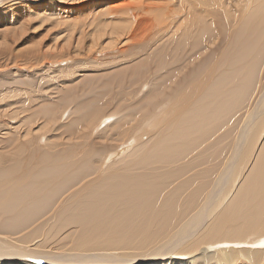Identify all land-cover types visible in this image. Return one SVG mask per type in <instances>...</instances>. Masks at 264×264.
<instances>
[{
    "label": "bare ground",
    "instance_id": "6f19581e",
    "mask_svg": "<svg viewBox=\"0 0 264 264\" xmlns=\"http://www.w3.org/2000/svg\"><path fill=\"white\" fill-rule=\"evenodd\" d=\"M26 1L33 3L37 0ZM62 2L59 1V4ZM73 2L78 3L73 8L80 9V6L89 8L88 16L85 14L86 18L82 11L81 15L84 19L83 16L80 18L79 14L75 16V13L72 16L73 20L74 16L77 17L76 20H70L71 9L64 7L54 9L56 12L52 9L54 12L50 13V17L53 15L55 19V25H58L59 33H66L65 39H68L69 47L72 48L71 57L58 61L57 57L60 55L56 52L58 46L55 43L56 46L45 47V51L40 52L36 57L41 61L39 68L47 73L50 71L62 74L64 63L94 61L98 55L107 56L106 59L113 62L110 66L111 71H104L98 76L104 79L103 85L98 87L93 97L75 108L78 113L75 117L77 119L74 118L77 125L74 126L77 129L78 125L81 127L79 128L81 135L87 128L88 130L92 128V134L95 130H104V128L107 132L120 129L119 127L122 126L120 122L130 120L129 118L132 117L130 114L139 110L137 107H142L143 109L139 111L145 112L144 107L150 106L156 100L161 102L159 106L162 107L159 109L160 112L157 111L151 125V128L155 126L153 129L156 132L152 129L155 139L147 143L145 152L140 153V161L137 164L140 165L139 169L144 170L142 173L140 170L132 175L128 170H122L123 172L120 173L121 170L118 172L120 168L115 169L111 166L112 168L107 169L106 174L102 176L99 171L101 167L92 168L95 160L94 157L92 158L91 149L87 152H78L74 149L73 152L72 150L68 152L63 149L65 151L63 153L59 149L58 153L57 151L55 153L42 151V153V149L39 150L35 145L31 147L34 152L30 151L32 153L29 163L25 161L28 159L26 155L24 159L22 158L25 163L20 162L19 157L11 168L0 170V213H15L18 219H42L39 225L24 236V240L6 235L8 232L11 233L12 223L5 221L4 227L0 229L3 231H0V264H45L44 261V263L30 262L31 259L24 255L34 254L31 256L34 261L35 258L47 256L44 252L41 254L42 247L40 250L36 247L38 249L36 251L29 249L31 242L37 239H42L40 246L44 249L46 245H51L56 254H61L62 251L68 252L66 258L70 257V259L62 264H116L117 259H115L117 262H113L112 259L116 254L124 255H119V258H123L121 260L132 257L131 261L145 254L158 258L160 253L162 254L161 249L165 247L164 244H155L156 240L148 245L153 228L164 232L163 234L169 238L168 241H173L171 251L176 250L175 256L183 255V261H177H182V264H264L262 249L264 247V141L262 145L260 144L262 136L258 137L259 134H255L249 139L247 153L252 158L248 161H254L256 155L254 167L251 175L243 181L241 187L239 186L234 200L225 206V202L218 203L221 181L215 182L213 179L215 177H211L221 164L220 154L228 150L223 145L236 128L235 116L232 113L260 86L258 84L261 74L260 64L264 57V0H73ZM39 5L41 7V3ZM48 6L45 7L50 10L51 6ZM12 8H10L11 13L5 14L4 20L7 17L12 19L15 14ZM84 11L88 13L86 9ZM4 13L5 11L0 15ZM39 15L36 16L41 17ZM10 19L8 20L11 21ZM25 19L28 21V14ZM50 19L46 22H52ZM19 20L21 19L17 21ZM43 20L45 19L42 18V22ZM15 21L11 22L15 23ZM24 21L26 20L23 19L22 22ZM51 24H48L50 30L53 28ZM21 26H19L21 29L27 27ZM41 27L43 30L45 25ZM11 30L10 36V32L7 33L8 29L7 32L5 29L6 33H2L4 42L12 40L17 46L20 38L16 37L17 33L14 29ZM29 30L27 32L31 31ZM7 43L4 45L6 46ZM62 46L65 44L63 43ZM0 50V57H3V62H0L1 74L7 75L4 70L23 71L21 68L23 64L19 66L15 61L11 63L13 50L7 48ZM5 50L8 53L6 57L2 55ZM40 50L43 51L42 47ZM23 60L25 59L21 61ZM31 65L29 68L32 67ZM24 69L27 70L26 67ZM150 71L152 75L149 77L147 74ZM262 74L264 76L263 71ZM148 78L151 79L150 82H147ZM32 80L30 82L33 84ZM141 81H144V84H140ZM139 84L141 86L138 87ZM55 85L58 87L60 83L55 81ZM65 95L68 96L69 91L65 92ZM165 96L168 100L164 102ZM130 98L134 99L132 103H129ZM114 101L120 104L115 106ZM111 104L115 106L114 108L121 109L123 115L120 121H115L120 119L116 117L119 112H115L118 114L102 117L95 128L86 122L96 113L92 109L103 105L109 107ZM156 104L158 106V103ZM262 105L264 107V103ZM5 112L4 109L0 112V116ZM147 112L146 114H149ZM165 114L167 116L163 118ZM47 115L48 119L55 120L56 115L52 111ZM139 115L136 119L140 117V120H143L142 117L146 116L141 113ZM3 116L1 119L6 120L7 115ZM127 116L128 118H125ZM12 119L17 123V118ZM260 119L264 121V118ZM7 120V123H2L7 125L3 130L8 144L11 145V142L19 140L17 147L27 149L26 146L34 141L35 144L39 140H41L39 143L43 142V138L39 139L38 136L36 138L39 140H36L35 132L33 135L35 140L31 137L34 131L30 130L32 128L25 129V134L23 131L24 135H21L19 130L22 128L13 127L19 135L15 134L11 126L14 121ZM111 120L116 123H108ZM257 121L262 122L259 119ZM26 123V126L31 127L32 120L29 125ZM227 125L229 128L224 129L225 134L221 133ZM263 125V122L261 127L260 124L254 125L255 130L257 127L263 129ZM131 126L133 127L132 124ZM258 129L254 131L261 133L262 131ZM149 131L152 132L151 129ZM149 131L147 130L146 134ZM28 136L27 143L23 142L22 139ZM110 136L112 138V135ZM149 136L148 134L147 137ZM258 143L260 151L253 153ZM27 151L28 149L26 153ZM236 152L235 156L238 155ZM65 153L69 156L72 154L71 157H77L78 160L74 161L66 156L70 158L68 160ZM55 154H59L58 157L52 156ZM55 157L57 160L60 157L58 161L63 158L66 164L50 167ZM82 157L85 158V162L83 161L85 164L78 162L82 161ZM107 157L109 158V154ZM72 166H75L73 167L75 170ZM83 166L89 168L88 172L82 171L84 175L81 173L82 176L77 178L69 177L71 172L81 171L80 167ZM224 180L225 178H222V181ZM204 224L205 228L196 237L189 239L195 236ZM67 230L70 231L69 235L59 237V234ZM175 230L179 235H174ZM76 233L77 237H73ZM182 234L183 237L180 238ZM182 240H187L184 246H181ZM25 242L29 243L27 246L29 248L24 247ZM245 243L252 244V248L257 250H252L251 246L249 248L248 245H244ZM54 251L49 250L51 255L52 253L55 255ZM93 253L97 254L88 256ZM80 255H86L87 258L82 259ZM6 257L11 259L4 260ZM24 258H27V261L22 260ZM184 258L190 259L189 262ZM131 263L137 264L133 261ZM52 264L59 262L53 260Z\"/></svg>",
    "mask_w": 264,
    "mask_h": 264
},
{
    "label": "rangeland",
    "instance_id": "374dc122",
    "mask_svg": "<svg viewBox=\"0 0 264 264\" xmlns=\"http://www.w3.org/2000/svg\"><path fill=\"white\" fill-rule=\"evenodd\" d=\"M47 1L48 0H46V1L45 0H37L36 2H38V3H36L35 1H33V3H30L31 1L28 2L26 0L25 1L24 0H22V1L21 0H16V1L15 0H7V1L6 0H1L0 1V5H1L0 6V14L5 11V13L3 14L4 16L0 15V17L3 16V17L0 18V25H2V26H0V49L1 48L2 49L3 48L4 49L7 48L8 50L9 49L11 51L13 50L12 51L14 53V55H12L13 59L10 56L11 63H14V61H15V64L19 65V66L23 64L21 66V68H23L22 72H16V71L11 72V71H8V70H4L5 71L4 73L7 74V75H4L3 73H2L3 74L2 75L0 73V112H3V110L5 109L6 112L3 115H7L6 116L7 117L6 120H4L5 117L3 115L2 116H3L4 119H1L2 116H0V124H2V125H0V129L2 128L1 131H0V134H1L0 135V170L5 169V168H9V167L11 168L13 166L15 160L17 158L19 159V157L21 158L20 162L25 163V161H26V163L27 162L29 163V157L31 156L30 154L32 152H34V151H32L31 147L32 146L34 147V145H35V146L38 147L39 150H40V148L42 149L41 152L43 151V152H47V153H49V152H54L55 153V151H57L59 149L61 151H63V153L65 151L70 152L71 150L73 152V149H74V151L76 150L78 152L79 151L87 152L89 149H91V151L93 150L92 151L93 154L91 152H90V154H92V158L94 157L93 159L95 160V162H94L95 164H94V166H92V168L95 167V166H97L98 168L101 167L99 169V171H100V174H102V176H104L106 174L107 169H111L112 168L111 166H114L115 169L120 168L118 170V172L121 170L120 173L123 172L122 170H128L130 175H132L133 173H135V174L138 173L137 170H140L141 173H142L144 170L139 169L140 165L137 164V163L140 161V153H143V152L146 151L147 143H150L149 141L152 142V140L155 139V135H154L155 129H153V127H155V126H152V128H151V125H153V118L155 117L156 113H158L157 111L160 112L159 109L162 106H159V105H160L161 102H157L155 100L156 102L153 101L154 103H151L152 105L151 104H150V106L146 105L144 107L145 108V112H144V110L143 111H139L140 109H143L142 107L141 108L137 107V109H139V110L137 112L133 111L130 114L132 116V117L129 118L130 120H127V122H120V124H122L123 128H122V126H120L119 127L120 129H114L113 131H108V132L104 128L106 133H105V131L103 129H101L102 131L101 130H99V131L95 130L94 134H92V132H93L92 128L89 129V130L87 128V130H85V132L87 134L85 132H82L83 130H81V132L84 133V134L81 135L80 131H79V128H81V127L79 125H78V129L75 127L77 125V123L75 121L77 118H75V117H77V113H78V111H76L75 108H77V106L79 104H81L82 102H84V101L88 100L89 98L93 97V95L97 92L98 87H101L103 85L104 79L102 77H98V76H101V74L104 71H111L110 66H111V64H113V62L111 60H109V59H106L107 56L105 57L104 55H102V56L98 55V56H96V60H94V61L87 60V61H81V62H78V63L74 62V64L73 63H64L63 65H65V67L63 68V73L62 74L57 73L59 75V77H58V75L56 73H53V72H50V71L47 73L46 71H44V69L39 68L41 66V61H39L36 57L40 54V52L43 53L46 48L51 47V46L54 47L55 43L58 46V49L56 50V52L60 55L59 57H57L58 61H62V60H65V59L71 57L72 48L69 47L70 42L69 43L67 42L68 39L67 40L65 39L67 36H65L64 34H66V33H63V34L59 33L58 25H55V22H54L55 19H53L54 17H52L53 16L52 15L51 16L52 18H51L50 15L56 9H61L63 7L65 9H68V10H69V8L71 9L69 12L70 13L72 12L71 13V17L72 18L70 20H73L72 14L74 15L75 13H76L75 16L79 14V17L80 16L82 17L83 15H81V13L83 11V14H84L85 18L88 16L87 14H89V12H88L89 8H87V7L85 8V6H80V9L79 8H73V7H75V5L78 4V3L75 4L76 2H73V0H71V1L70 0H49L48 2ZM51 1H53V2H51ZM59 1L60 2L65 1V2H62V3L59 4ZM39 3H41V7H40ZM48 3H50V4H48ZM36 4H38V5H36ZM42 4H44L45 6H47V5L51 6V7L48 6L51 9L48 10V8L43 6ZM8 6H11V7H8ZM54 6H57V7H54ZM10 8H12L13 12L15 11L14 12L15 14L13 15L14 18L12 17V19H10L11 17H9V18L7 17V19H6L7 21H6V20H4L6 18L5 14L6 13L9 14ZM16 9H18V10H16ZM52 9L53 10L55 9V10L52 11ZM74 9L75 10L77 9L76 12L73 11ZM83 9L84 10L86 9V12H88V13H85V11ZM25 12L28 14V21H27V19H25L27 17V14ZM33 12H35L36 15L40 14L39 16H41V17L36 16ZM78 12H80V13H78ZM45 13H47V14L45 15ZM20 14L23 15V16H21ZM20 16L22 18H20ZM75 16H74V20H76V18H77V17L75 18ZM84 16L82 17V19H84ZM48 17L51 18V19L50 18L49 19L52 20V22H46V20L49 21V19H47ZM42 18L45 19V20H43V22H42ZM8 19H10L11 21L12 20L13 21H15V20L17 21L18 19H21V20L17 21L18 24H16L17 23L16 21L14 23V22L9 21ZM23 19L26 20V21L22 22ZM3 21H5V22H3ZM29 21H30V24H29ZM26 22H28V23H26ZM51 23H53V24H51ZM3 24H4V27H3ZM5 24H7L8 28L6 27ZM41 24L45 25V27L47 29L45 27H43V30H42L41 26H43V25H41ZM48 24L49 25L51 24V26H53V28L52 27L51 28H52V30L54 32H52V30L49 29L50 26ZM21 25H23V26H21ZM25 25L28 28H30L31 31ZM54 25H55V27H57L56 29H54L55 28ZM19 26H21L23 28L26 27V29H21V28H19ZM10 27H12V28H10ZM39 27H40V29H39ZM5 29H6V32H7V29H8L7 33L10 32L9 36L12 35L11 34V31H12L11 29H14V31H16V33H17L16 37L20 38V41H19L20 43L18 42L19 44H17V46H16V44L14 42H12V40L11 41L8 40L7 41L8 43L4 42V37H3L2 33L3 32L6 33ZM20 29L22 30V32H25V31L26 32L23 34L20 31ZM17 30L19 32H17ZM27 30H29L30 32H27ZM51 33H53V34H51ZM18 35H19V37H18ZM21 36H23V37H21ZM56 36H57V38H56ZM11 38H13V37H11ZM45 39H47V40H45ZM64 41H66L68 47H67V45H66V43ZM88 41L89 40H87V42ZM42 42H43V44H42ZM6 43H7V45L5 46L4 44H6ZM63 43L65 44L66 47L62 46ZM8 45H11V46H8ZM40 47H42L43 51L40 50ZM36 50H38V51H36ZM4 52L6 54H4ZM4 52H2V55L4 57H6L8 55V53L6 52V50ZM37 52H38V54H37ZM0 53H1V50H0ZM26 55L29 56V57H26ZM30 55H31V58H30ZM2 58L3 57H0V59L2 60V61L0 60V62H3ZM28 58H30V60ZM32 58H34L33 61H32ZM17 59H19V61ZM22 59H25V60L21 61ZM34 61L36 63L35 65H34ZM17 62H19V63H17ZM38 64H39V66H38ZM66 64L68 65L67 67H66ZM30 65L32 66L31 68H29ZM33 65L35 67L38 66V68L37 67L34 68ZM0 66H2L1 63H0ZM260 66H261L260 67L261 74H260L259 79H258L259 80L258 84L260 86L257 85V87L258 86L259 87L257 88V90L255 89V93L252 92L254 95H252V93H250V95H249L250 98H249V96H247L246 97L247 99L245 100V103L241 107L237 108V110L234 111L235 114H234V112L232 113L235 116V120H236L235 127L236 128H235L234 132L232 133L233 135H231L227 139L225 144L223 145L224 147H227L228 150L224 154H220L219 161L221 162V164H220L218 170L215 171V174L211 175L212 178H213V176L215 177V178H213V179H215V182H220L221 181V186L219 187V201H218V203L222 204V203L225 202L224 206L227 205L228 203H230L232 200H234L235 195L238 194V188L241 187L240 185L243 183L244 180H247V178L251 175V173L253 171V167H254L253 163L255 161L256 155H254V161H250V160L248 161L249 158H252V156H250V155L248 156V153H247L248 152V146L250 144L249 143L250 142L249 139L253 138V135L259 134L258 137L262 136V140H261L260 144L262 145V142L264 141V128L260 129L259 127H257V129L259 128L258 130H260L262 132L261 133L255 132L257 130V129L255 130L256 124H257V126H259V124H260V127L262 125V122L264 124V121L262 119H260L261 117L264 118V107L262 105L264 103V76L262 74V71L264 73V57H263V59L261 61ZM25 67L29 71L25 70L24 69ZM35 69H38V70H35ZM30 70H34V71H30ZM149 70H148V72H149ZM36 72H37V74H36ZM38 72L39 73H43V74H39ZM45 72H46V74H45ZM52 74L54 75L53 77L55 78L54 81H53ZM66 74H67V77H66ZM144 74H146V73H144ZM147 75L148 76L152 75L151 71ZM152 78H153V76L151 77V79ZM151 79L148 78L147 82H150ZM31 80H32L33 84L30 82ZM26 81H27V84H25ZM55 81H56V83L59 82L60 86L55 87L56 86L55 85ZM144 81L143 82L141 81L140 84H142V83L144 84ZM62 84H63V86H62ZM140 84L138 85V87L141 86ZM41 87H43V88H41ZM102 88H101V90H102ZM67 91H69V95L68 96L65 95V92H67ZM143 91H145V89ZM141 94L142 93H140V95ZM165 97L163 98L164 102L168 100V97L167 96H165ZM260 100H262V101H260ZM133 101H134V99L130 98V102L129 103H132ZM115 102H117V101L113 102L114 103L113 105H115V106L120 104L119 102H117L115 104ZM164 102H163V104H164ZM156 103H158V106H157ZM113 105L111 104L109 107L103 105V106H99V107H96V108L92 109L96 113L92 116V118L89 117L90 119H88L86 122H88V124H90L91 127L95 128L102 117L105 118L107 116L118 114V113H115V112H119V114L116 117H117V119L120 118L119 120H115V121L116 122L120 121L121 118H122L123 113H122L121 109L114 108L115 106H113ZM151 106H153V107H151ZM147 107H149V108H147ZM50 111H52V113H54L56 115V116H54L55 120H54V118L53 119H51V118L48 119V115L47 114ZM149 111H153V112L150 113ZM146 112L149 113V114H146ZM134 113H135V116H134ZM136 113H137V115H136ZM139 113H141V115H143V116L146 115L145 116L146 119H145V117L141 116L142 119L144 118L143 120H145V121L140 120V117H139V119H138V117L136 119V116H140ZM166 116H167V114H165L163 116V118L166 117ZM239 117H240V119H239ZM12 118H17V123H16V120H13ZM74 118H75V120H74ZM125 118H128V116L125 117ZM133 118H135L137 123H136V121ZM232 118H234V117H232ZM7 119H10V120L14 121V123H11L12 124L11 125L12 129H13V127L18 128L19 126L22 128V129L20 127L18 128V129H21V130H19V131H21V133H19L21 135L25 134V131H24L25 129L32 128L30 130L31 131L34 130V131L32 132L33 134L31 133V135H32L31 137L34 139L33 135L36 134L35 138L37 136H38L37 138H39V139L43 138V142H42L43 144L39 143V142H41V140L36 138V140H39V142L36 141V144L37 143L38 144L36 145L35 141H34V143H31L28 146H26V148L28 149L27 153H26L27 149H25L24 147L23 148L17 147V145L19 144V140H15V141L11 142V145H10V143L8 144L6 142L7 141L6 140L7 136L5 137V135H4L5 132L3 130V129L7 128V127H5L7 125L2 123V122L7 123L8 122ZM50 119H51L52 122L50 121ZM58 119H59V121H58ZM248 119H249V121H248ZM258 119L261 120L262 122L257 121ZM27 120H30V122L32 120V123H30ZM146 120H148V121H146ZM26 121H27V123H26ZM69 121L71 123L73 122V124L69 123ZM115 121L111 120V122H108V123H114ZM129 121H133V122L130 123ZM24 122L26 124H28V125L30 123L31 127L30 126H26ZM108 123H106V124H108ZM131 124L133 125V127L131 126ZM110 125H112V124H110ZM227 126H225L222 129L223 131L221 133L225 134L224 133L225 132L224 129L225 128H229V125H227ZM134 127H136V128H134ZM230 127H231V125H230ZM253 127H254V129H253ZM150 129H151V131H152V129L154 131L150 132L149 131ZM147 130L149 131V133L146 134ZM225 130H227V129H225ZM13 132L15 134H17L14 129H13ZM34 132H35V134H34ZM97 132H98V134H97ZM252 132H255V133H252ZM243 133L246 134V135H244ZM19 134H17V135H19ZM100 134L101 135L103 134L104 137H102L103 135L101 136ZM143 134H144V136H143L144 138L140 137ZM148 134L150 135L149 136L150 139H149V137H147ZM110 135H112V138H111ZM145 135H147V136L145 137ZM29 136L27 138L26 137L23 138L22 141L27 143V140L29 139ZM80 136H83V137H80ZM86 137H88V139ZM82 138H84V139H82ZM80 142H81L82 145L80 144ZM72 144L75 147H72L73 146ZM69 146H70V148L67 149V147H69ZM24 149H25V151H24ZM63 149H65V151ZM117 149H118V151H115ZM30 151H32V152H30ZM234 151L235 152L238 151V152H236V153H238L237 156H235V152ZM257 151H260L259 143L257 144V147H256V149H255V151L253 153H255ZM21 152H23L22 153L23 155L21 154ZM68 152H67V154H68ZM57 153H58V151H57ZM67 154L66 153L64 154L65 157L68 156V157L71 158V160L74 159V161H75V159L78 160L77 157L72 158V157H74V156L71 157L72 154L70 156L67 155ZM108 154H109V158L110 159L107 157ZM21 155L23 157H21ZM26 155H27L28 159H25V161H24L23 159L25 158ZM58 155L55 154V155H52V156H57L58 157ZM59 158H58V160H59ZM70 158L69 159L67 158V159L70 160ZM82 158H83L82 161H78L79 164L85 162V158L84 157H82ZM58 160L55 157V159L52 161V163H51L52 165H50V167H54V165L55 166L56 165L57 166H62L64 164H66V160H64L63 158L60 161H58ZM101 162H103V164ZM70 163L73 164L72 162H70ZM249 163L252 164V165H250ZM116 164H118V165H116ZM31 165H29V166L31 167ZM226 165H227V167H226ZM81 166H82V164H81ZM73 167H75V166H72V168ZM83 167H85V166H83ZM83 167H80L81 171L80 170H76L75 172H73L75 174H73L71 172L69 177L71 176V178H77V176H79V177L82 176L83 172H88L89 168L85 167V169H84ZM76 169H78V168L76 167ZM73 170H75V169L73 168ZM69 171H70V169H69ZM78 172H80V174H76ZM222 178H225V180L222 181ZM245 185H247V182H246ZM206 195H207V193H205V196ZM209 203H211V202H209ZM201 205H203V202H202ZM224 206H223V208H224ZM27 219H32L33 221L32 222H27L26 221ZM41 220H37L35 218L18 219L16 217L15 213H5V214H1L0 213V229L4 227L5 221H7L8 223H12L11 233L8 232V233H6V235H8V236L11 235L14 238L24 240V236L29 234L37 225H39L42 222ZM204 228H205V224L197 231L195 236H193V237H191L189 239H193L194 237H196ZM1 232H3V231H1ZM163 233L164 232H162L160 230L158 231V229L153 228L151 230V234H150L151 241H150V243L148 245H150L155 240H156L155 244H158V245L164 244L163 247H165V248L161 249L162 254L160 253V256L158 258L157 257L154 258V256H150L148 254H145L143 256L136 257V260L133 259L132 261L136 262L137 264H140L142 262H148V263H152V264H163V263L164 264L165 263L166 264H171V263L174 264L178 260H182L183 261V255L175 256L174 252L176 250L174 249V250L171 251L174 243H173V241H168L169 238L166 235H164ZM69 234H70V231L67 230V231H64L63 234H59V237H65V236H67ZM177 234H178V232H176V230H175L174 235L177 236ZM77 235L78 234L76 233L75 236H73V237H77ZM182 237H183V234L181 235L180 238H182ZM35 241L31 242L32 245L29 246L30 248L27 247L29 245V243L25 242L24 247H27V248L32 249L34 251L38 250L37 249L38 247H39V250L41 249V247L44 249L43 246H40L42 244L41 243L42 239H40V240L37 239ZM37 241H39V242H37ZM185 242H187V240H184V241L182 240L180 242L181 246H184L186 244ZM165 243H166V246H165ZM167 243H169V244H167ZM244 245H248V244L245 243ZM46 246H48V245H46ZM46 246H45L44 250L41 249L40 251H41V254H43L42 252H44L45 254H47V256L45 255L44 257H42L40 259H38V258L36 259L35 258V261H34L32 259L33 257H31L34 254L33 255L24 254V255L27 258L31 259L30 262H32V261L33 262H36V261H38V262L42 261L43 262L44 261L45 264H48V262H50V264H52L53 260H57V262H59V264H62L63 262H67L70 259V257H69V259L66 258V256L68 257V255H66V253H68V252H66V251L63 252L62 251L61 254H59V253L56 254L55 253L56 251H54V249H52L51 245L48 246V248ZM249 246H251V248H252V244L248 245L247 247H249ZM262 249L264 250V247H262ZM49 250H51L52 252L54 251L55 255H53L52 252H51L52 253V255H51ZM252 250H257V249H253L252 248ZM57 252H58V250H57ZM34 253H36V252H34ZM95 254H97V253L88 254V256H90V255L91 256H95ZM113 254L115 255L116 253H113ZM113 254H110V255H113ZM116 255H118V254H116ZM116 255H115V257L111 256L112 259H113V262H117L118 261L116 264H120V262L122 264H125V261H127L126 264H128L129 261H130V264H132L131 263L132 262L131 261V258H132L131 256H130L131 258H129V256H128L129 259H126L127 258L126 257V258H124V260H121L123 258L122 257L119 258V257L120 256H124V255L123 254H119L120 256L119 255L116 256ZM36 257H39V256H36ZM79 257L80 258L82 257V259L83 258H87L86 255L85 256L84 255H80ZM27 258H24L22 260H26ZM133 258H135V257H133ZM10 259L11 258L8 259L7 257L4 258V260H10ZM64 259H65V261H64ZM115 259H117V261ZM158 259H160L161 261L158 260ZM184 259L187 260V262H189V260H190V259L188 260L186 258H184ZM182 261L177 262V264H182L181 263ZM108 262H110V261H108ZM35 264H38V263H35Z\"/></svg>",
    "mask_w": 264,
    "mask_h": 264
}]
</instances>
